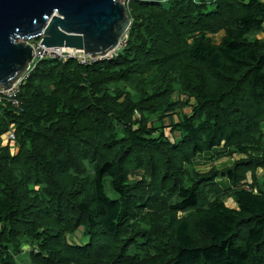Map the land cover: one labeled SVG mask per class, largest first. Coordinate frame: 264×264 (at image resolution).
<instances>
[{
    "label": "trees",
    "instance_id": "16d2710c",
    "mask_svg": "<svg viewBox=\"0 0 264 264\" xmlns=\"http://www.w3.org/2000/svg\"><path fill=\"white\" fill-rule=\"evenodd\" d=\"M126 8L115 57L39 60L0 103V264H264V1ZM214 149L239 159L195 171Z\"/></svg>",
    "mask_w": 264,
    "mask_h": 264
},
{
    "label": "water",
    "instance_id": "95a60500",
    "mask_svg": "<svg viewBox=\"0 0 264 264\" xmlns=\"http://www.w3.org/2000/svg\"><path fill=\"white\" fill-rule=\"evenodd\" d=\"M130 26L121 0H0V88H11L28 68L30 41L104 57Z\"/></svg>",
    "mask_w": 264,
    "mask_h": 264
},
{
    "label": "rangeland",
    "instance_id": "374dc122",
    "mask_svg": "<svg viewBox=\"0 0 264 264\" xmlns=\"http://www.w3.org/2000/svg\"><path fill=\"white\" fill-rule=\"evenodd\" d=\"M130 0H121V2L125 5V7L127 6V4H128V2H129ZM159 3H161V4H166L167 5V3H168V1L169 0H157ZM127 9V8H126ZM130 18V17H129ZM131 19V18H130ZM131 23H132V20H131ZM223 35H224V33H218V34H215V35H213V36H211L212 37V39L213 40H215V43L216 42H219V40L221 39V37H223ZM263 37V35L261 34V35H259L258 36V38H262ZM125 38H126V35L122 38V39H124L125 40ZM32 46H34V49H35V56H33V59H32V61L29 63V65H28V68L22 73V75L21 76H23V74L25 73V72H27V70L29 69V68H32L33 69V67H35V65H36V63H37V61H38V58H41L42 56H45V55H47L48 56V52L49 51H40V50H38V49H40L37 45L35 46V44H36V41H30L29 42ZM126 44H125V42H121V44H120V48H122V46H125ZM50 54H52V53H50ZM116 56V53H112L111 55H110V58L109 59H111V58H113V57H115ZM47 57H44L43 59H46ZM42 59V60H43ZM49 59V58H48ZM31 73V72H30ZM30 76V75H29ZM29 78V77H28ZM27 78V79H28ZM19 79V78H18ZM26 79V80H27ZM25 80V81H26ZM24 81V82H25ZM23 82V83H24ZM12 87V86H11ZM21 87V86H20ZM111 87H113L114 89L115 88H118V89H126V91L127 92H129L130 94H134V92L132 91V90H130V89H128L123 83H119V84H117L116 86H111ZM1 89L2 88H0V91H1ZM3 90V89H2ZM19 92H20V88H19ZM19 94V93H18ZM176 96H178V91H177V94L174 96V97H176ZM18 97V96H17ZM19 101H21L20 99H19ZM4 102H6V101H4V100H2L1 99V97H0V103H4ZM22 102V101H21ZM192 102V101H191ZM6 103H8V102H6ZM9 104V103H8ZM11 105V104H10ZM12 106V105H11ZM17 109V108H16ZM190 112V108H185L184 110H183V113H185V114H188ZM136 118H140V115H136L135 116ZM179 118H180V115L178 114V115H176L175 117H174V120H179ZM157 120V115H149L148 117H147V122H148V124H149V126L150 125H152L153 123V121H156ZM263 124H264V122H263ZM264 128V127H263ZM10 130L11 131H14V126H11V128H10ZM7 141H9L8 142V144L6 145L8 148H9V150H10V152L12 153V154H16L17 153V151H18V145L16 144V142H15V140H12V139H8ZM220 151V149H214V152L213 153H206V154H202V155H199V156H197L195 159H193V161H192V166H193V169L195 170V171H197V172H201V173H206V172H208V171H211L212 170V168H216L218 171H222V170H224V169H226V168H228V167H232L233 166V164H234V162H235V160L236 159H239V157L238 156H234L233 158H226V157H221V158H216L217 156H216V153L215 152H219ZM263 173H264V169H262V168H259V169H257V171H256V175H257V181H259V180H261V178H262V176H263ZM247 180H249V182L251 183L253 180H254V178H252L251 177V174H249V177H248V179ZM216 182H217V184L223 189V190H226L227 188H230L231 187V185H230V183H229V181H228V179L226 178V177H224V178H220V177H218L217 179H216ZM225 204H226V206H228V207H235V204H234V202H233V200L231 199V198H226L225 199ZM75 242L76 243H85L87 240L86 239H84V238H82L81 237V232L80 231H78V232H76V234H75ZM70 242H72V239L70 238V240H69ZM139 243L140 242H136L135 243V245L134 246H136V247H140L139 246ZM30 252H31V248L30 247H28L27 245L25 246H22V250L20 251V255L17 257V260L21 263V264H29V258H30ZM135 250H133V248H132V250H131V253L134 255L135 253ZM140 252H143V251H140ZM132 254H130V255H132ZM145 255H147V253H145ZM142 260V257H139V261H141Z\"/></svg>",
    "mask_w": 264,
    "mask_h": 264
},
{
    "label": "built area",
    "instance_id": "2783aa9c",
    "mask_svg": "<svg viewBox=\"0 0 264 264\" xmlns=\"http://www.w3.org/2000/svg\"><path fill=\"white\" fill-rule=\"evenodd\" d=\"M198 1H201V0H196V2ZM203 1H206V2H209L211 0H203ZM261 1H264V0H261ZM125 42L124 39H122L120 41V44L121 42ZM120 44L118 46V48L113 51L112 53H116L117 50L120 48ZM38 46L40 49L38 50H42V51H49L48 53V56L45 55V56H42L41 58H38V61L39 60H42L44 57H47V59L49 58L50 60H56L58 61L59 63H65L69 60H76L80 65L82 66H89L90 64L94 63V62H97V61H102V60H105V59H108L110 58V54L104 56V57H97V58H91L90 56H85L84 53L82 51H79V50H75V49H68V48H44L42 46H40L39 42H36L35 46ZM33 49H34V46H33ZM35 49H34V55L35 56ZM52 53V54H50ZM37 61V63H38ZM36 63V64H37ZM36 66V65H35ZM35 67H33L34 69ZM32 68H29L27 70V72H25L23 74V76H21L13 85L11 88H9L8 90H2L0 91V97L2 100L8 102L9 104H11L12 106H14L15 108L19 109L21 106H22V102L19 101L18 99V93H19V88L20 86L22 85V83L29 77L30 75V72L33 70ZM8 139H12L14 140V135L13 133H9L8 135Z\"/></svg>",
    "mask_w": 264,
    "mask_h": 264
},
{
    "label": "clouds",
    "instance_id": "9594fccd",
    "mask_svg": "<svg viewBox=\"0 0 264 264\" xmlns=\"http://www.w3.org/2000/svg\"><path fill=\"white\" fill-rule=\"evenodd\" d=\"M13 133V131H10V132H8L6 135H4V137H3V143H4V145H7L8 144V142L9 141H7L8 140V135H9V133ZM14 135V134H13ZM14 140H15V138H14Z\"/></svg>",
    "mask_w": 264,
    "mask_h": 264
},
{
    "label": "crops",
    "instance_id": "0c3cea01",
    "mask_svg": "<svg viewBox=\"0 0 264 264\" xmlns=\"http://www.w3.org/2000/svg\"><path fill=\"white\" fill-rule=\"evenodd\" d=\"M221 38H222V37H221ZM219 41H220V40H219ZM217 43H218V42H217ZM263 127H264V124H263V126H262V129H263V131H264V128H263Z\"/></svg>",
    "mask_w": 264,
    "mask_h": 264
}]
</instances>
